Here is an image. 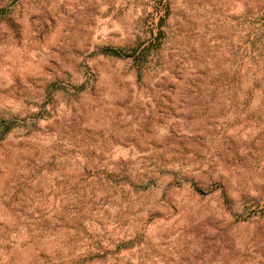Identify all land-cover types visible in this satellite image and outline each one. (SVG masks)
Segmentation results:
<instances>
[{
  "label": "rangeland",
  "instance_id": "1",
  "mask_svg": "<svg viewBox=\"0 0 264 264\" xmlns=\"http://www.w3.org/2000/svg\"><path fill=\"white\" fill-rule=\"evenodd\" d=\"M164 6L0 0V264H264V0Z\"/></svg>",
  "mask_w": 264,
  "mask_h": 264
},
{
  "label": "trees",
  "instance_id": "2",
  "mask_svg": "<svg viewBox=\"0 0 264 264\" xmlns=\"http://www.w3.org/2000/svg\"><path fill=\"white\" fill-rule=\"evenodd\" d=\"M160 6V13L163 12V16L161 17V19L165 18V13H167V7L164 6V0H157ZM103 55L105 56H111V57H116V58H135L136 60L141 61L142 59V52L141 53H137L135 52L134 56H131L130 54L124 52L123 50L120 49H116V48H112V47H108V48H104L101 52ZM11 124L9 126L6 127V131H9L11 129Z\"/></svg>",
  "mask_w": 264,
  "mask_h": 264
}]
</instances>
